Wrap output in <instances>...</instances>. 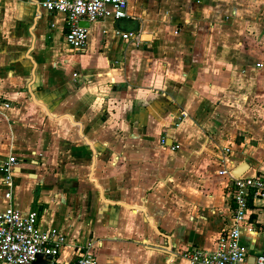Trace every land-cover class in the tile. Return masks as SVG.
<instances>
[{"label":"crops","instance_id":"0c3cea01","mask_svg":"<svg viewBox=\"0 0 264 264\" xmlns=\"http://www.w3.org/2000/svg\"><path fill=\"white\" fill-rule=\"evenodd\" d=\"M41 1L0 0V163L19 161L0 211L38 210L60 261L89 246L96 264H190L171 248L211 250L232 223L218 171L264 170V0H129L80 51ZM250 219L252 259L264 211Z\"/></svg>","mask_w":264,"mask_h":264},{"label":"built area","instance_id":"2783aa9c","mask_svg":"<svg viewBox=\"0 0 264 264\" xmlns=\"http://www.w3.org/2000/svg\"><path fill=\"white\" fill-rule=\"evenodd\" d=\"M128 2L129 0H44L39 5L50 12L64 14V40L69 47L80 51L86 45L87 28L79 23H90L107 17L115 20L127 18ZM115 33L123 39L133 35L120 30H115ZM10 107L11 102L0 93V113ZM161 142L164 143L165 138ZM224 151L222 164L229 162V149ZM18 162L16 156L10 155L0 163V181L7 187L4 196L9 201L12 197L11 174ZM218 173L230 181L231 225L221 230L213 249L190 245L174 254L190 264H264V248L253 259H249L241 241L243 233H257L256 221L250 217L255 210L264 211V170L254 175L236 176L232 168L223 165ZM65 243V234L56 228H43L40 225L36 209L22 212L8 204L0 211V264H33L38 254H42L44 258L51 256L45 264H96L95 255L89 246L81 248L68 261H60L58 255Z\"/></svg>","mask_w":264,"mask_h":264},{"label":"water","instance_id":"95a60500","mask_svg":"<svg viewBox=\"0 0 264 264\" xmlns=\"http://www.w3.org/2000/svg\"><path fill=\"white\" fill-rule=\"evenodd\" d=\"M79 24L83 27H86L88 25V23L86 21H81ZM243 168H244V165L241 166L239 169L235 170L234 174L236 176L239 175L242 172ZM170 253H172V254L175 253L174 248H171ZM48 259H51L50 255L45 256V258H44L42 254H38L36 257V260L33 262V264H45ZM172 259H173V256H171V254H170L169 258L167 259L166 264H172ZM252 259H253V256H252Z\"/></svg>","mask_w":264,"mask_h":264},{"label":"rangeland","instance_id":"374dc122","mask_svg":"<svg viewBox=\"0 0 264 264\" xmlns=\"http://www.w3.org/2000/svg\"><path fill=\"white\" fill-rule=\"evenodd\" d=\"M85 174H86V172H85ZM91 181H87L86 183H87V185H90L92 188H94L95 189V192H97L98 193V188L91 182ZM97 193H96V195H97ZM98 196V195H97ZM170 249V248H169Z\"/></svg>","mask_w":264,"mask_h":264}]
</instances>
